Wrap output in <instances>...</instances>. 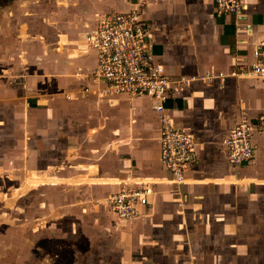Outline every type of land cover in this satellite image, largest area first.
Returning <instances> with one entry per match:
<instances>
[{
  "label": "crops",
  "instance_id": "crops-1",
  "mask_svg": "<svg viewBox=\"0 0 264 264\" xmlns=\"http://www.w3.org/2000/svg\"><path fill=\"white\" fill-rule=\"evenodd\" d=\"M146 1L166 112L194 140L180 185L160 158L156 102L102 97L85 40L98 15L141 0H0V194L13 200L0 209V264H264V128L244 164L226 146L241 113L264 118V79L247 75L264 0H243L241 18L215 0ZM209 72L225 78L177 83ZM41 177L56 182H28ZM147 184L139 217L111 210L122 186Z\"/></svg>",
  "mask_w": 264,
  "mask_h": 264
},
{
  "label": "built area",
  "instance_id": "built-area-1",
  "mask_svg": "<svg viewBox=\"0 0 264 264\" xmlns=\"http://www.w3.org/2000/svg\"><path fill=\"white\" fill-rule=\"evenodd\" d=\"M148 1L141 0L139 7L126 13H107L98 15L96 26L86 35L87 46L96 53L97 66L95 79L103 80L105 85L99 94L131 95L150 97L158 113L160 132V158L172 173L176 185L185 182L184 174L194 161V140L177 129L172 117L166 112L170 100L171 79L162 65L152 63L148 49L152 37L147 21L141 19L142 10ZM218 14H232L241 18L244 13L243 0H215ZM247 75L264 79V40L254 48L253 61L248 65ZM225 78L223 73L209 72L202 77H181L177 83L189 86L197 80ZM264 128V118L252 122L243 112L237 127L226 139L228 157L231 163L241 165L253 156L252 134ZM153 193L151 186H122L107 199L111 210L121 219L133 220L140 216L141 207L148 203ZM182 206L181 203H179Z\"/></svg>",
  "mask_w": 264,
  "mask_h": 264
},
{
  "label": "rangeland",
  "instance_id": "rangeland-1",
  "mask_svg": "<svg viewBox=\"0 0 264 264\" xmlns=\"http://www.w3.org/2000/svg\"><path fill=\"white\" fill-rule=\"evenodd\" d=\"M28 182H32L33 184L34 183H45V182H50V183H55L56 182V180H52V179H47V178H29L28 179ZM6 198V195L5 194H0V203H2V207H0V209H6L7 211H8V209H9V205L8 204H10V203H12L13 202V200L12 199H5ZM1 199L3 200V199H5V203L3 204V202L1 201ZM1 210V211H2Z\"/></svg>",
  "mask_w": 264,
  "mask_h": 264
}]
</instances>
